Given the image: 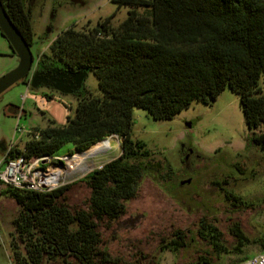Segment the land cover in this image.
I'll list each match as a JSON object with an SVG mask.
<instances>
[{
	"label": "trees",
	"instance_id": "16d2710c",
	"mask_svg": "<svg viewBox=\"0 0 264 264\" xmlns=\"http://www.w3.org/2000/svg\"><path fill=\"white\" fill-rule=\"evenodd\" d=\"M31 1L0 0L29 48ZM110 2L128 8L117 27L110 24L112 13L87 31L65 28L51 42L49 54H39L35 64L37 68L61 64L70 71L90 73L98 93L83 86L65 124L50 121L35 129L38 140L6 157L13 153L26 159L51 157L64 144L81 153L111 135L119 138L120 153L79 180L89 194L78 205L68 202L67 191L74 182L47 193L3 191L17 208L10 222L14 264H118L119 259L102 246L100 229L125 215L143 180L170 170L132 137L133 108L155 121L169 120L192 101L206 104L227 89L237 95L249 131L264 125V0ZM251 141L264 154V132L253 134ZM197 233L207 245L221 248L216 229L210 232L212 242ZM232 236L238 250L246 239L237 226ZM166 246L184 249V234L175 231ZM260 246L264 251V240ZM195 264H212L210 255L205 253Z\"/></svg>",
	"mask_w": 264,
	"mask_h": 264
},
{
	"label": "rangeland",
	"instance_id": "374dc122",
	"mask_svg": "<svg viewBox=\"0 0 264 264\" xmlns=\"http://www.w3.org/2000/svg\"><path fill=\"white\" fill-rule=\"evenodd\" d=\"M28 8L33 62L24 81L0 95V170L9 145L16 144L18 151L25 145L26 136H19L16 126L25 131L43 129L50 121L61 126L67 115L74 114L73 95L45 87L32 89L27 83L35 71L38 55L49 54L51 42L65 28L73 26L75 30L87 31L112 13L110 24L117 27L128 10L117 8L110 0H84L82 5L69 0H32ZM15 60L0 35V76L15 67ZM83 86L85 91L98 93L97 81L90 73ZM41 102L46 109H41ZM259 132H264V125L249 131L237 95L227 89L206 104L192 101L169 120L155 121L144 110L133 108L132 137L141 141L149 153L164 160L170 170L152 180H143L125 215L108 228L100 229L104 249L119 259L118 264H195L205 253L210 255L212 264H237L260 253L264 240V154L251 141L252 135ZM95 145L97 149H90ZM95 145L83 155L74 152L81 156L68 161L67 170L62 165L63 182L74 181L67 191L71 205L80 204L89 191L77 181V176L66 174L82 168L84 163L97 167L120 153L115 139H109L108 145L107 141ZM182 147L192 149L198 157L185 163ZM72 151L71 144H64L51 157L58 160L70 152L73 154ZM187 178L191 182L180 186L179 182ZM4 190L0 187V264H14L10 222L17 208L3 194ZM137 215L140 218L134 221ZM201 225L205 229H200ZM236 226L246 239L237 246L238 250L234 249L236 241L232 236ZM211 228L220 235L221 248L207 245L197 233L201 231L202 238L212 242ZM175 231L184 234V249L175 251L166 246ZM140 255L145 259L137 261Z\"/></svg>",
	"mask_w": 264,
	"mask_h": 264
},
{
	"label": "built area",
	"instance_id": "2783aa9c",
	"mask_svg": "<svg viewBox=\"0 0 264 264\" xmlns=\"http://www.w3.org/2000/svg\"><path fill=\"white\" fill-rule=\"evenodd\" d=\"M47 106L41 102V109H46ZM16 132L19 136L25 134V143L31 140H38L39 134L36 131H25L23 128L16 126ZM109 139H115L119 143V138L115 135L109 136L106 141L108 145ZM16 149V144L11 143L7 149L5 156L3 157L2 164L3 169L0 170V187L10 188L16 190H26L39 193H47L56 188L74 181L63 182V175L54 179L52 177V168L62 167L66 168L65 159L74 156L76 153L67 154L54 160L52 157H38L33 156L26 159L22 156L13 153L12 158H7L6 155L13 152ZM108 150V146L107 149ZM102 164L97 167L91 165H83L82 168L77 169L75 172L68 176H77L83 179L89 175L93 170L101 168ZM237 264H264V251L257 253L251 257H248Z\"/></svg>",
	"mask_w": 264,
	"mask_h": 264
},
{
	"label": "water",
	"instance_id": "95a60500",
	"mask_svg": "<svg viewBox=\"0 0 264 264\" xmlns=\"http://www.w3.org/2000/svg\"><path fill=\"white\" fill-rule=\"evenodd\" d=\"M70 3L73 4H82L81 0H69ZM52 17V16H51ZM49 29H46L48 32ZM0 33L9 45L10 49L15 54V58L17 59L16 66L6 72L5 74L0 76V95H2L5 91L11 88L13 85L25 79L28 72L30 71L32 65V54L30 52L29 46L26 44L20 33L13 26V24L8 19L4 9L0 3ZM86 76L85 72H79L78 77L73 81L70 79H65L61 81L58 85H54L53 88L62 94H73L76 92L82 82L84 81ZM37 77L39 80L37 81ZM47 79L53 80L49 73H46L42 76L41 73L36 72L30 81L31 88H36L39 85L47 84ZM189 127V125H187ZM106 141V140H104ZM189 180H185L180 182V185L188 184ZM140 216H137L134 221H138Z\"/></svg>",
	"mask_w": 264,
	"mask_h": 264
},
{
	"label": "flooded vegetation",
	"instance_id": "af4514ba",
	"mask_svg": "<svg viewBox=\"0 0 264 264\" xmlns=\"http://www.w3.org/2000/svg\"><path fill=\"white\" fill-rule=\"evenodd\" d=\"M60 1H65V0H60ZM81 3L84 4V0H81ZM81 4V5H82ZM49 29V28H47ZM38 72V73H41L42 76L45 75L46 73H49V76L53 79V80H49L47 79L45 85H39L37 86L36 88H32V89H38L40 87H45L49 90H52L53 92H56V93H59V94H62L61 92H58L57 90H55L53 88L54 85H58L61 81L65 80V79H70L71 81H73L75 78L78 77V73L80 71H70L69 69L65 68L64 66H62L61 64H57V65H53V66H48V67H35V71L33 72V75ZM33 75L31 76V78L33 77ZM31 78L30 80L27 82L29 85H30V81H31ZM86 78V76H85ZM37 81L39 80V78L37 77L36 79ZM85 80V79H84ZM84 82V81H83ZM83 82L80 86V88L74 92L73 94H63V95H73L75 96L77 93L81 92V90L83 89ZM31 87V86H30ZM182 150V155H183V161L185 163H188L191 159H193L194 157H198L192 149H189V148H181ZM186 180H189V183H190V178H187ZM182 181H185V180H182ZM180 181V182H182ZM188 183V184H189ZM187 185V184H186ZM137 216H140V215H137ZM200 229H205V227L203 225L200 226Z\"/></svg>",
	"mask_w": 264,
	"mask_h": 264
},
{
	"label": "bare ground",
	"instance_id": "6f19581e",
	"mask_svg": "<svg viewBox=\"0 0 264 264\" xmlns=\"http://www.w3.org/2000/svg\"><path fill=\"white\" fill-rule=\"evenodd\" d=\"M99 145H103V143H100ZM98 145H95L94 147H91L90 149L94 150V149H97ZM85 150L81 153V155H83L85 152H89V151H92V150ZM80 154H75L74 156L70 157V158H67L65 159V164H66V168H64L65 170H67V162L70 161V160H74L75 157L77 156H81ZM58 169V170H57ZM56 170V171H55ZM60 170V171H59ZM62 167H59V168H52L51 170V173H52V177H54V179H56L57 177H61V171H62ZM66 176H68V174H66Z\"/></svg>",
	"mask_w": 264,
	"mask_h": 264
},
{
	"label": "crops",
	"instance_id": "0c3cea01",
	"mask_svg": "<svg viewBox=\"0 0 264 264\" xmlns=\"http://www.w3.org/2000/svg\"><path fill=\"white\" fill-rule=\"evenodd\" d=\"M16 64H17V59L15 60ZM16 66V65H15Z\"/></svg>",
	"mask_w": 264,
	"mask_h": 264
}]
</instances>
